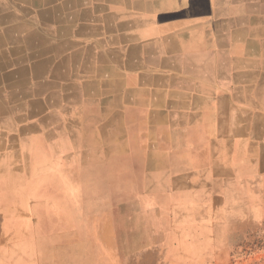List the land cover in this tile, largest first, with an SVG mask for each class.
<instances>
[{
    "label": "crops",
    "instance_id": "obj_1",
    "mask_svg": "<svg viewBox=\"0 0 264 264\" xmlns=\"http://www.w3.org/2000/svg\"><path fill=\"white\" fill-rule=\"evenodd\" d=\"M9 3L0 22L11 36L0 41V100L11 123H0V177L16 174L25 142L51 135L66 150L85 143L93 160L104 143L122 157L133 149L139 160L161 161L157 168L176 160L183 170L170 174L185 183L184 161H208L212 171L200 178L219 175L211 185L232 182L240 198L264 200V0ZM69 168L54 175L59 194L50 207L67 225L100 191L85 178L79 185L82 173Z\"/></svg>",
    "mask_w": 264,
    "mask_h": 264
},
{
    "label": "rangeland",
    "instance_id": "obj_2",
    "mask_svg": "<svg viewBox=\"0 0 264 264\" xmlns=\"http://www.w3.org/2000/svg\"><path fill=\"white\" fill-rule=\"evenodd\" d=\"M16 91L14 111L22 120L26 97ZM0 103L9 111L8 102ZM30 104L41 113L40 100ZM28 143L25 159L18 160V182L7 173L0 177V264H264V200L259 193L254 200L240 198L232 182L211 185L212 175L200 178L212 171L210 162L184 161L191 179L185 183L186 176L170 174L183 170L176 160L157 168L161 161L139 160L133 149L122 157L104 143L101 159L93 160L83 142L62 154H27ZM65 165L82 173L79 185L85 178L100 190L91 206H77L68 225L54 215L58 208L50 209L59 194L54 175ZM45 178L50 186L43 188ZM177 178L183 179L178 185ZM70 194L79 200V191Z\"/></svg>",
    "mask_w": 264,
    "mask_h": 264
},
{
    "label": "bare ground",
    "instance_id": "obj_3",
    "mask_svg": "<svg viewBox=\"0 0 264 264\" xmlns=\"http://www.w3.org/2000/svg\"><path fill=\"white\" fill-rule=\"evenodd\" d=\"M32 1H39V2L43 3V0H32ZM9 4H10L9 0H0V11H2V10H6L7 11L8 10V8H7L8 6L7 5H9ZM7 14H8V11L3 13V15H1L0 22L2 21V19L7 17ZM7 29H9V28H7ZM9 32L10 31H5V30L1 31L0 32V41L3 40V39H6V38L11 39V36H10ZM3 67H4V65L0 64V72H1V69H3ZM2 76L3 75H1V73H0V77H2ZM0 113H2V114H0V117H1L0 118V123L4 124V125H8L11 122V120L9 118L10 115L8 116L7 111L2 110L1 108H0ZM3 120L5 122H2ZM45 136L46 137L41 138L40 143H39L38 146H33L34 143H31V142L28 143V145H31V147H26V153L27 154H34V153H38V152L44 153L45 151H50V152H53V153L62 154L65 151H67L66 150L67 148H66L65 141L63 140L62 137L55 138L56 140L54 141L53 140L54 138H52L51 135L50 136L45 135ZM50 141H52V143H49ZM23 156H25V152H23ZM15 173L16 174L7 173L8 177H10V182L11 183L18 182V180H19V178H18L19 176L17 175V174H19L18 171L16 170ZM49 181H50V179L47 180L45 178V179H43L41 181L40 184H42L41 186L44 188L46 186H50ZM75 201H78V200H75ZM77 204H78V202H77Z\"/></svg>",
    "mask_w": 264,
    "mask_h": 264
}]
</instances>
